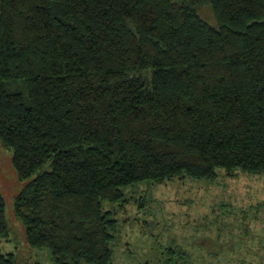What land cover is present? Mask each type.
I'll return each mask as SVG.
<instances>
[{
  "label": "trees",
  "instance_id": "16d2710c",
  "mask_svg": "<svg viewBox=\"0 0 264 264\" xmlns=\"http://www.w3.org/2000/svg\"><path fill=\"white\" fill-rule=\"evenodd\" d=\"M0 143L30 180L14 202L28 247L112 264L103 203L128 188L264 175V0H0ZM248 231L231 264H264Z\"/></svg>",
  "mask_w": 264,
  "mask_h": 264
},
{
  "label": "rangeland",
  "instance_id": "374dc122",
  "mask_svg": "<svg viewBox=\"0 0 264 264\" xmlns=\"http://www.w3.org/2000/svg\"><path fill=\"white\" fill-rule=\"evenodd\" d=\"M202 14L214 24L209 8L202 9ZM11 157L12 152L0 143V194L8 227L0 249L3 254L13 253L23 264H53L47 250L32 249L25 242L14 202L30 180H18ZM219 174L214 181L144 182L128 188L123 201L103 203V212L117 221L112 264H171L179 251L191 256L188 263H235L238 256L231 248L239 246L244 260V226L257 237H247L248 244L264 246L257 240L258 236L264 239V175L228 178Z\"/></svg>",
  "mask_w": 264,
  "mask_h": 264
}]
</instances>
